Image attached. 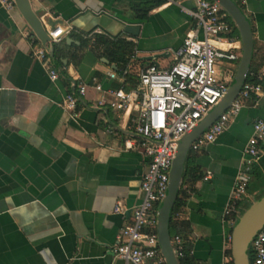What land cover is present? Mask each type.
<instances>
[{
    "label": "crops",
    "instance_id": "obj_1",
    "mask_svg": "<svg viewBox=\"0 0 264 264\" xmlns=\"http://www.w3.org/2000/svg\"><path fill=\"white\" fill-rule=\"evenodd\" d=\"M134 1L31 0L47 31L65 30L50 56L56 81L32 56L37 38L14 2L8 9L0 1V264H126L112 248L140 202L148 158L138 149L142 139L132 129L134 113L94 106L101 93L93 86L113 89L108 73L121 68L102 55L95 37H120L134 45L125 65L129 75L151 63L167 67L192 28L181 6L193 7V0H166L140 23ZM242 8L252 25L251 66L262 93L199 150L193 164L202 178L182 184L183 204L171 235L184 239L189 264L228 263L224 209L253 122L264 119V0H245ZM128 24H140V34L126 33ZM234 35L240 37L238 30ZM81 85L87 88L73 117L61 104ZM126 141L134 147L126 149ZM261 149L241 208L264 195V142Z\"/></svg>",
    "mask_w": 264,
    "mask_h": 264
},
{
    "label": "built area",
    "instance_id": "obj_2",
    "mask_svg": "<svg viewBox=\"0 0 264 264\" xmlns=\"http://www.w3.org/2000/svg\"><path fill=\"white\" fill-rule=\"evenodd\" d=\"M0 1L8 9L14 7L12 0ZM235 1L240 6L245 3V0ZM181 7L190 18L192 28L172 51V62L167 67L155 63L140 67L136 73L137 84L128 90L124 88L129 75L127 66L118 72L108 73V78L115 82L113 89L105 91L98 82L93 86L101 93L95 107L105 106L116 111L130 110L134 113L132 129L142 139L138 149L148 158L147 171L141 180L140 202L132 209L131 221L120 229L116 245L112 248L113 254L126 264H167L158 244L157 211L168 187L177 142L227 92L242 47L241 38L234 35L238 30L236 24L217 2L193 0V7ZM47 33L51 42L56 44L62 39L65 30L58 26L56 30H48ZM93 33L101 34V31ZM31 54L42 62L52 81L58 80L59 73L52 65L50 55L37 39L32 41ZM224 63L228 66L223 67ZM86 88V85H81L76 92L66 93L62 100L63 109L73 117L77 116L78 102L85 95ZM105 93L111 94L112 98H107ZM261 93L262 87L258 80H246L234 102L198 137L191 150L199 151L215 142L244 103ZM263 142L264 119H257L253 122L252 135L243 150L224 209L230 228L239 212L240 202L247 195L252 171L262 155ZM124 146L126 149L134 147L130 141H126ZM209 177L210 173L207 172L203 179ZM121 211L122 207L118 204L115 212ZM230 239L228 233V248ZM171 243L179 264H186L184 239L174 233L171 235ZM250 252L251 264H264V226L254 236Z\"/></svg>",
    "mask_w": 264,
    "mask_h": 264
},
{
    "label": "water",
    "instance_id": "obj_3",
    "mask_svg": "<svg viewBox=\"0 0 264 264\" xmlns=\"http://www.w3.org/2000/svg\"><path fill=\"white\" fill-rule=\"evenodd\" d=\"M32 30L33 34L44 46L51 57H54L55 47L40 16L33 9L31 0H12ZM217 2L228 17L236 24L240 38L241 51L234 76L229 83L227 92L221 100L200 120L188 133L177 142V149L169 173L168 187L157 211V235L161 254L167 264H179L171 243L172 212L184 180V171L192 144L200 137L219 116L234 102L250 73L254 56V34L251 21L242 6L235 0H212ZM140 24H128L124 31L132 36L140 34ZM72 41V39L69 38ZM157 58V55L147 59ZM104 61L108 62L106 59ZM116 68V66H113ZM264 226V195L249 204V207L239 209L230 228L231 259L233 264L250 263V245L257 232Z\"/></svg>",
    "mask_w": 264,
    "mask_h": 264
},
{
    "label": "trees",
    "instance_id": "obj_4",
    "mask_svg": "<svg viewBox=\"0 0 264 264\" xmlns=\"http://www.w3.org/2000/svg\"><path fill=\"white\" fill-rule=\"evenodd\" d=\"M166 0H135L131 4V8L135 13L136 19L141 23L147 19L148 14L155 8L160 7L165 3ZM84 43H88L89 40H83ZM95 44L103 45L104 49L102 51V55L108 59L110 62L119 65L121 64V68L127 65L129 59L132 57L134 53V45L124 38L115 37V38H108L102 35H97L95 37ZM75 59V57H73ZM120 70V69H119ZM248 81H257V74L254 71L253 67L251 66L250 74L247 77ZM137 84L136 76L128 75L126 78V83L124 88L126 90L134 87ZM199 151L191 150L184 171V180L183 183L187 182H195L202 178V173L197 171V167L193 164V160ZM183 204V201L180 197V191L178 197L176 199L175 205L173 207L172 212V219L176 215L179 207ZM231 231L229 230V233ZM226 256L228 258L227 264H233L231 259V251L228 248L226 250ZM184 262L189 264V260L187 257V253L185 254Z\"/></svg>",
    "mask_w": 264,
    "mask_h": 264
},
{
    "label": "rangeland",
    "instance_id": "obj_5",
    "mask_svg": "<svg viewBox=\"0 0 264 264\" xmlns=\"http://www.w3.org/2000/svg\"><path fill=\"white\" fill-rule=\"evenodd\" d=\"M236 65H238V62L236 63ZM222 66L223 67H227L228 65L226 63H224ZM247 207H249V205ZM249 256H250V259H251V252H250Z\"/></svg>",
    "mask_w": 264,
    "mask_h": 264
}]
</instances>
